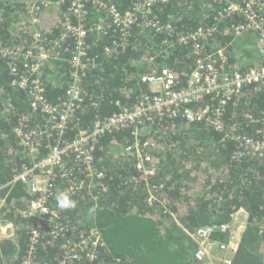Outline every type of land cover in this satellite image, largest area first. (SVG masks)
<instances>
[{
    "label": "trees",
    "instance_id": "obj_1",
    "mask_svg": "<svg viewBox=\"0 0 264 264\" xmlns=\"http://www.w3.org/2000/svg\"><path fill=\"white\" fill-rule=\"evenodd\" d=\"M103 1L126 10L137 0ZM217 6L212 0H169L157 2L154 11L163 22L172 24L175 34L217 27L205 46L209 50L225 47L226 70L236 69L237 37L227 28L242 19L233 16L219 23L215 20ZM27 11V0H0V51L41 31L44 44L57 52L42 66L46 95L51 102H59L78 74L83 102L73 121L82 128L118 111L117 101L132 105L141 94L150 92L141 81L143 74L169 68L177 86L184 87L194 67L193 44L175 42L167 31H154L141 18L130 28L125 43H120L121 31L110 22L103 32L91 31L85 57L89 65L78 68L70 61L71 50L66 49L74 47L71 39L61 47L55 46L63 27L59 9L44 8L42 21L35 25ZM102 14L91 8L84 23L88 26ZM13 79L10 62L0 52V184L8 183L13 173L29 162L13 131L20 117L26 116L31 127L44 121L31 109L26 91L15 86ZM207 103L215 105L208 99L198 106ZM223 118L231 131L229 136L207 129L201 122L153 118L149 136L155 144L157 169L148 177L137 170L136 157L123 150L132 141L130 129L101 136L95 159L104 171L105 188L96 181L93 187L72 194L77 205L63 210V217L75 228L70 233L72 239L96 225L104 244L94 260L69 264H198L189 232L229 222L241 208L248 212V220L232 264H264V154L252 157L240 152L241 143L232 137L240 134L257 138L264 129V84L246 86L233 95L225 105ZM74 131L69 130L66 137L74 136ZM39 139V155L44 156L56 140L46 135ZM27 190L20 182L0 190V221L12 225L11 235L0 237V264H22L30 248L32 230L40 217L29 207ZM151 195L153 201L149 200ZM229 237L228 232L213 235L221 241ZM35 250L37 264H57L60 259L59 247L45 238L39 239Z\"/></svg>",
    "mask_w": 264,
    "mask_h": 264
},
{
    "label": "built area",
    "instance_id": "obj_2",
    "mask_svg": "<svg viewBox=\"0 0 264 264\" xmlns=\"http://www.w3.org/2000/svg\"><path fill=\"white\" fill-rule=\"evenodd\" d=\"M159 1L169 0H137L126 10L119 9L116 4H106L103 0H27L28 16L34 25L42 21L44 8L59 9L63 16V27L55 46L61 47L62 43L71 39L74 47L66 49L71 50L70 61L78 68L89 65L85 57L91 31L103 32L109 22L121 31L120 43L126 42L130 28L144 18L145 25L154 31H167L173 41L194 46L195 63L184 87L177 86L175 74L169 68L145 73L141 81L150 87V92L141 94L140 100L132 105L117 101L118 111L96 119L89 128H82L73 121L83 102L78 74L65 98L59 102H51L46 95L42 66L57 52L55 47L44 44L45 36L41 31H36L32 38L1 48V56L10 62L13 84L26 91L31 109L40 113L44 120L42 125L31 127L26 116L20 117L13 131L29 162L17 169L8 183L0 184V190L18 182L25 184L30 195L29 207L40 217L32 230V242L22 264H37L35 249L41 238L59 247L60 259L57 264L94 260L97 257L98 249L104 244L101 230L96 225L91 226L72 239L70 233L75 228L65 221L63 210L57 206L55 197L61 191L70 190L75 194L87 186L93 187L96 181H99L102 189L105 188L102 182L104 171L95 159L97 142L101 136L130 129L132 141L123 146V150L136 157L137 170L148 177L157 169L153 152L155 144L149 136L153 118H183L191 124L201 122L205 128L229 136L231 131L223 118L225 105L244 87L264 84V1L212 0L218 5L215 20L219 23L233 16L242 19L227 28L229 34L239 37L253 32L258 37L259 61L244 70H226L228 54L225 47L218 46L213 50L206 48L205 42L217 27H202L196 31L175 34L172 24L163 22L154 11V5ZM91 8L99 9L103 14L87 26L84 21ZM166 42L171 43L168 39ZM208 99L215 105L207 103L198 106ZM249 119L253 120L254 117L250 116ZM69 130L76 131L70 138L66 137ZM43 135L53 137L56 143L49 145L46 155L40 156L39 137ZM232 137L241 143L240 152L252 157L264 154V129L258 132L257 138L240 134ZM153 199L151 195L149 200ZM241 211L248 214L241 208L229 222L205 225L189 232L196 246L193 251L196 263L232 264L240 242H236L233 236V222ZM0 232V235L5 234L0 237L10 236L12 225L0 221ZM216 232H228L229 240L213 238Z\"/></svg>",
    "mask_w": 264,
    "mask_h": 264
},
{
    "label": "rangeland",
    "instance_id": "obj_3",
    "mask_svg": "<svg viewBox=\"0 0 264 264\" xmlns=\"http://www.w3.org/2000/svg\"><path fill=\"white\" fill-rule=\"evenodd\" d=\"M55 9V8H54ZM235 40V49H234V58L237 68L245 67L246 65H252L259 61L260 50L257 44L258 37L254 35L243 34L237 37ZM232 43V42H231ZM248 214L241 211L238 215V219L233 222L234 230L233 236L236 237V242H239L242 236V233L245 229L247 223ZM1 233V232H0ZM8 233V230L6 234ZM5 234H1L3 236Z\"/></svg>",
    "mask_w": 264,
    "mask_h": 264
},
{
    "label": "clouds",
    "instance_id": "obj_4",
    "mask_svg": "<svg viewBox=\"0 0 264 264\" xmlns=\"http://www.w3.org/2000/svg\"><path fill=\"white\" fill-rule=\"evenodd\" d=\"M55 199H56V202H57V206L61 210L73 209L77 205V201H75L72 198V193H71L70 190H65V191L59 192L56 195ZM90 211H94V209H92Z\"/></svg>",
    "mask_w": 264,
    "mask_h": 264
},
{
    "label": "bare ground",
    "instance_id": "obj_5",
    "mask_svg": "<svg viewBox=\"0 0 264 264\" xmlns=\"http://www.w3.org/2000/svg\"><path fill=\"white\" fill-rule=\"evenodd\" d=\"M225 137V136H224ZM225 140V139H224Z\"/></svg>",
    "mask_w": 264,
    "mask_h": 264
}]
</instances>
